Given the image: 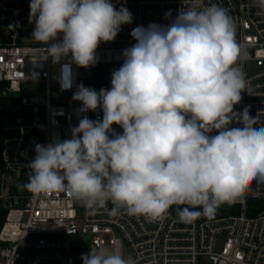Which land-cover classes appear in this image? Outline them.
<instances>
[{"label":"clouds","instance_id":"1","mask_svg":"<svg viewBox=\"0 0 264 264\" xmlns=\"http://www.w3.org/2000/svg\"><path fill=\"white\" fill-rule=\"evenodd\" d=\"M252 3L264 10V0ZM29 8L32 38L47 47L46 59L58 64L70 57L61 65V91L73 87L72 64L94 67L100 43L133 22L129 9L112 0H30ZM130 35L136 43L123 50L110 88L76 85L72 99L82 118L70 139L35 145L23 187L66 192L93 211L111 202V215L123 209L155 221L182 205L175 208L180 222L214 218L222 204L264 182V126L254 127L249 107L234 111L247 92L235 22L216 3H194L168 25L137 26ZM97 109L102 119L83 115ZM81 259L136 264L119 248L103 246Z\"/></svg>","mask_w":264,"mask_h":264},{"label":"built area","instance_id":"2","mask_svg":"<svg viewBox=\"0 0 264 264\" xmlns=\"http://www.w3.org/2000/svg\"><path fill=\"white\" fill-rule=\"evenodd\" d=\"M126 7L133 22L123 25L114 41L101 42L94 67H119L123 50L136 41L130 35L137 26L168 25L179 10L194 3H216L225 8L236 26V41L246 56L240 66L247 92L234 111L249 107V114L264 126V10L252 0H112ZM30 0H0V264H83L82 254L93 248H119L136 264H264V182L255 181L236 203L222 204L214 218L200 217L180 222L173 206L163 218L151 221L128 215L123 209L111 215L104 208L87 209L66 192L33 194L23 185L28 181L29 163L36 144L56 137L71 138L78 125L81 106L68 98L82 83L99 91L111 87L110 70L103 81H90V68L72 64L73 87L61 91V65L47 58V47L22 37L29 19ZM171 17L165 19V13ZM252 53V54H251ZM114 69V70H116ZM90 86L86 84L91 83ZM89 119H102L100 109L87 112ZM233 127H242L233 124ZM117 132L122 129L113 125ZM255 212V213H254Z\"/></svg>","mask_w":264,"mask_h":264},{"label":"rangeland","instance_id":"3","mask_svg":"<svg viewBox=\"0 0 264 264\" xmlns=\"http://www.w3.org/2000/svg\"><path fill=\"white\" fill-rule=\"evenodd\" d=\"M24 24H25V28H24V31L22 33L23 39L27 40V41H35L32 38V31H33V28L35 26L34 22H30V20L28 19ZM116 68L117 67H115V66H113V67H101V68H90L84 72V78L86 77L88 80L93 81V82L103 81L106 79V75L108 74V72L110 70H114ZM67 101L72 106H81L80 102L74 101L72 99V97L68 98Z\"/></svg>","mask_w":264,"mask_h":264},{"label":"trees","instance_id":"4","mask_svg":"<svg viewBox=\"0 0 264 264\" xmlns=\"http://www.w3.org/2000/svg\"><path fill=\"white\" fill-rule=\"evenodd\" d=\"M91 84H92V82L86 84V86H90ZM250 205L258 206L259 209H262V208L264 207V203H263V202H251ZM217 211H220L219 208H218ZM254 213H255V212H254ZM2 223H3V218L0 216V227H1Z\"/></svg>","mask_w":264,"mask_h":264},{"label":"water","instance_id":"5","mask_svg":"<svg viewBox=\"0 0 264 264\" xmlns=\"http://www.w3.org/2000/svg\"><path fill=\"white\" fill-rule=\"evenodd\" d=\"M252 54V53H251Z\"/></svg>","mask_w":264,"mask_h":264}]
</instances>
